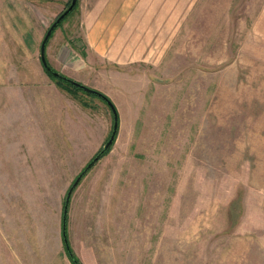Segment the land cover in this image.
<instances>
[{
	"label": "rangeland",
	"instance_id": "obj_1",
	"mask_svg": "<svg viewBox=\"0 0 264 264\" xmlns=\"http://www.w3.org/2000/svg\"><path fill=\"white\" fill-rule=\"evenodd\" d=\"M50 1L58 14L71 3ZM59 25L50 44L65 42V59L51 47L48 64L117 114L70 195L77 260L264 264V0H77ZM4 54L41 80L2 96L14 131L0 147V264H73L65 197L114 116L49 76L39 48ZM10 96L26 100L21 131L2 116Z\"/></svg>",
	"mask_w": 264,
	"mask_h": 264
},
{
	"label": "crops",
	"instance_id": "obj_2",
	"mask_svg": "<svg viewBox=\"0 0 264 264\" xmlns=\"http://www.w3.org/2000/svg\"><path fill=\"white\" fill-rule=\"evenodd\" d=\"M50 2H51L50 0H0V100H1L0 107L2 106L3 103L2 101H4L6 98V97L2 98V96H4L5 94L4 91L5 85L7 84L21 85L27 83L28 80H32L36 82L38 80H41L38 79L37 76H28L26 74V70H22V67L20 68L19 63L13 64L12 66L18 67V69L15 70L14 72H10L8 69L12 66L10 63L4 62V59L6 58L4 53H9V52L33 53L38 48L40 50V44L47 28L50 26V24L54 21V18L57 17L59 13L58 7L55 8L48 5V3ZM83 21L87 22V19L83 18ZM86 25H87L86 41L88 42L89 45L92 46L96 43L95 41L96 38L92 34L93 30L91 31L90 28L91 26L88 23H86ZM58 28H61L60 25L56 29ZM50 42H51V37L47 40L46 43L45 56L48 50H50V48L52 47L51 50L54 51L56 58L58 60L59 58L65 59V57L59 55L61 50L63 52V47L65 45V42H61V40L58 41V39H55V41L52 42V45L50 44ZM47 57L48 56H46V58ZM24 68L25 65H23V69ZM7 99H9V101L12 100L11 96L9 98L7 97ZM9 101L7 103L8 108H3V112L5 113L4 114L1 113V114H3L2 116H4L5 114L8 113L9 116H15V118L16 116H18V121H19L18 130L21 131L22 130L21 115H25L24 112L26 107L25 97H23L22 103L21 100L19 101L18 110L15 108L13 102L12 101L9 102ZM6 111L8 112L6 113ZM5 128L6 126L3 119V122L2 123L0 122V132H6V135L4 137L0 136L3 138L0 139V144H1L0 147L3 148L4 146H7L10 148L11 147L10 140L8 139L10 133L9 131H14V126L8 123L7 131ZM7 157L9 159L10 155L8 154ZM0 158H1V163L3 164L7 163L6 161L9 162V160L3 155ZM5 158L7 160H5ZM54 258L55 260L58 259L57 257ZM21 262L20 264H44L41 258L39 259L38 257H35L33 255L31 256V259L29 260L24 259V261L22 263ZM48 264H53L51 263L50 259L48 260ZM58 264H67V262L63 258L62 262L59 261Z\"/></svg>",
	"mask_w": 264,
	"mask_h": 264
},
{
	"label": "water",
	"instance_id": "obj_3",
	"mask_svg": "<svg viewBox=\"0 0 264 264\" xmlns=\"http://www.w3.org/2000/svg\"><path fill=\"white\" fill-rule=\"evenodd\" d=\"M77 0H71V3L69 4V6L63 10L55 19L54 21L50 24V26L47 28L43 39L41 41L40 44V60L41 63L44 67H46V69H48V71H50L53 75L55 76H59L63 79H66L67 81H69L72 85H75L79 88H81L82 90L92 93L94 95H97L98 97L102 98L111 108L113 116H114V124H113V129L111 132L110 137L108 138L107 142L105 143V145L103 146V149L84 167V169L80 172V174L76 177V179L74 180V182L72 183V185L69 187L66 197H65V201H64V208H63V215H62V229H63V237L64 240H66L65 234V227H66V212H67V207H68V203H69V199H70V195L74 189V187L77 185V183L79 182V180L81 179V177L86 173V171L94 164V162L99 159V157L102 155V153L111 145V143L114 140L115 134H116V129H117V114H116V110L114 105L112 104V102L108 99V97H106L104 94H102L101 92L90 88L82 83H79L73 79H68L62 75H60L58 72L54 71L49 65L48 62L46 60V56H45V47H46V43L47 40L49 38V36L51 35L52 31L54 30V28L57 26V24L73 9L75 3Z\"/></svg>",
	"mask_w": 264,
	"mask_h": 264
},
{
	"label": "trees",
	"instance_id": "obj_4",
	"mask_svg": "<svg viewBox=\"0 0 264 264\" xmlns=\"http://www.w3.org/2000/svg\"><path fill=\"white\" fill-rule=\"evenodd\" d=\"M67 5H68V3H67ZM59 15V14H58ZM68 15V14H67ZM66 15V16H67ZM65 16V17H66ZM64 17V18H65ZM63 18V19H64ZM62 19V20H63ZM62 20L57 24V26H59V24L62 22ZM56 26V27H57ZM55 27V28H56ZM51 36V35H50ZM49 36V37H50ZM49 39V38H48ZM49 65V64H48ZM50 66V65H49ZM43 68L45 69V71L49 74V76H51L52 78H55L59 83H61V84H64L63 86H65V87H68V89H72L71 91H76L77 92V90H81V91H83V92H85V93H87V94H92V93H89V92H86V91H84V90H82L81 88H79V87H77V86H75V85H72L69 81H67L66 79H63V78H61V77H59V76H55V75H53L50 71H48V69H46V67H44L43 66ZM54 70V69H53ZM55 71V70H54ZM57 72V71H56ZM59 73V72H58ZM60 75H62V76H64V77H66V78H68V79H71V78H69V77H67V76H65V75H63V74H61V73H59ZM92 95H94V94H92ZM95 96H97V95H95ZM102 99V98H101ZM103 100V99H102ZM84 104H86L85 102H83ZM110 108V107H109ZM110 110H111V108H110ZM111 112H112V110H111ZM109 148V147H108ZM108 148L103 152V153H105L107 150H108ZM102 153V154H103ZM102 156V155H101ZM65 237H66V234H65ZM63 240H64V237H63ZM64 245H65V248H66V253H67V255L69 256V258L71 259V261L73 262V264H81L78 260H77V258L75 257V255L73 254V252L71 251V249H70V247H69V245H68V241H67V238H66V240H64Z\"/></svg>",
	"mask_w": 264,
	"mask_h": 264
}]
</instances>
